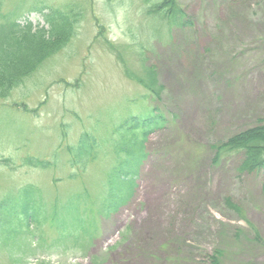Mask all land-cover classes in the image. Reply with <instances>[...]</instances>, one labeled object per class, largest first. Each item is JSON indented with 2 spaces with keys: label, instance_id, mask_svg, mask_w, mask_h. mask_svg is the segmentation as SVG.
<instances>
[{
  "label": "rangeland",
  "instance_id": "1",
  "mask_svg": "<svg viewBox=\"0 0 264 264\" xmlns=\"http://www.w3.org/2000/svg\"><path fill=\"white\" fill-rule=\"evenodd\" d=\"M158 1L2 0L0 25L59 10L75 32L0 95V201L36 189L46 216L0 243V264H264V167L223 151L264 133V0ZM167 5L183 12L170 33ZM150 109L164 124L143 139ZM83 133L93 154L77 157Z\"/></svg>",
  "mask_w": 264,
  "mask_h": 264
},
{
  "label": "trees",
  "instance_id": "2",
  "mask_svg": "<svg viewBox=\"0 0 264 264\" xmlns=\"http://www.w3.org/2000/svg\"><path fill=\"white\" fill-rule=\"evenodd\" d=\"M159 1L161 2L162 0ZM159 1L157 2V6L159 4H165V2L162 1L160 3ZM1 2L2 0H0V5ZM166 2L170 3L168 1ZM156 12V14L161 15L160 17L165 18L163 19L165 20L164 25L169 33L172 30V26H178L179 18L183 15V12L181 11L177 16L176 13L173 12L171 5H167L162 11ZM73 17L74 16H70L68 19V16L66 14L63 15L61 11L52 10L50 14L45 15L46 21L50 23V27L47 28L34 26L29 21L20 24L17 20H9L3 25H0V95H5L7 93L6 91H8L13 84L17 83L19 76H27L25 73L31 72L35 68L36 63L40 62V60L48 55V51L59 50L64 46V43L70 39V36L68 35L75 32L74 27H72L73 20L71 18ZM52 39H57L58 41L54 40V42H51ZM147 87L148 86H146V88ZM152 87H154V84ZM147 90L150 92V95L153 97L156 96L157 93H155V91L153 92L148 88ZM161 116L162 115L154 111V109H150L147 111L145 119L137 120V123L139 124L136 125L135 128L143 130L144 134L139 132L143 139L146 133L145 127H147L149 131L150 129L161 127L164 124V119H162ZM259 127L260 126L247 128L246 130L237 132L228 138L227 146H229V148H225L223 151L242 152L244 160L239 165V169L253 172L258 168L264 167V142L261 143V140L264 139V133L260 131L261 128ZM255 129L256 131H253ZM139 136L140 135L137 133L133 135V139L129 140L130 143L132 141L133 143L130 144L129 149L126 152L128 155L130 154L132 156V149L136 147V150L134 149V154L138 153V156H133L135 163L139 162V155L141 156L142 147L141 145H137L139 142ZM89 139H92V135L87 133L80 135L77 143L79 148L77 146L74 148V156L80 157V155H83L82 153H89V155L93 154V145L88 142ZM85 147L87 148L84 149ZM253 155H259V157H253ZM125 156L126 158H131V156ZM5 161L8 162L9 160L6 159ZM35 161L36 160L29 157L28 160H25L24 162L29 166H32L33 164H36ZM42 166L45 167L43 164ZM11 167H13V164H11ZM127 176L128 175H126V177ZM126 181H124L125 183L123 184V187L125 186ZM112 182L113 181L111 180V183H109L112 185ZM106 183L105 189L107 188ZM35 192H37L36 189H20L21 196H24L27 199L21 200L18 204L13 201L8 203L0 201V208L2 209V207L6 205L7 211L5 213H9L11 216V225L8 224L7 218V224H2V221L0 220V229L4 227V229H1V231L4 232L3 237H0L1 244L9 238V234L14 236L15 234H18L21 229H24L27 232L31 225L40 223L41 219L46 218V216H44L39 219V217L42 216L40 208L42 205L40 206L38 200L33 198L34 195H31ZM79 196L80 195L78 194L76 198L78 199ZM105 197V199H109L107 194H105ZM70 202L72 206L76 204L75 202L73 204L72 201ZM70 206L67 210L71 209ZM74 210L76 209L74 208ZM61 214L62 212L58 214L56 212H51L50 218L52 221H57L62 225L64 219L62 220ZM1 218L2 216H0V219Z\"/></svg>",
  "mask_w": 264,
  "mask_h": 264
}]
</instances>
